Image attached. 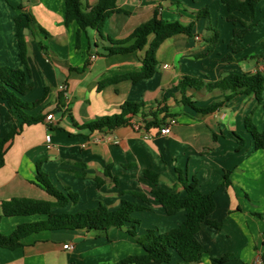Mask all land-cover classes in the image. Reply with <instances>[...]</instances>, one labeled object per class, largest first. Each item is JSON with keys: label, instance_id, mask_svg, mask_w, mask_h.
<instances>
[{"label": "crops", "instance_id": "1", "mask_svg": "<svg viewBox=\"0 0 264 264\" xmlns=\"http://www.w3.org/2000/svg\"><path fill=\"white\" fill-rule=\"evenodd\" d=\"M98 0H83L85 7ZM126 13L106 18L104 36L115 41L126 40L134 30L153 18L182 25L193 22V36L175 35L165 40L156 52V72L137 83L121 81L98 89V83L115 76L137 71L144 51L135 57L108 55L110 47L96 30L81 34L76 47L77 25H66L62 0H0V65L24 69L18 57L14 17L29 14L34 24L24 32L26 61L32 90L22 97L33 102L44 97L30 116H42L40 123L23 126L9 143L0 168V233L11 234L21 224L44 219L41 216L4 217L1 204L19 199L50 200L33 184L36 163L58 187H68L78 199L56 212H76L103 204L114 210L119 206V192L141 191L150 204L133 215L140 221L138 235L148 229L165 232L177 227L185 213L167 216L153 201V185L143 171L158 174L160 187L183 194L179 174L185 180L195 179L200 191L213 194L215 208L208 219L221 224L215 229L202 223L197 240L203 251L190 264H211V259L226 258L223 264H253L258 258L264 264V149L256 150L245 127L246 117L264 133V93L259 104L252 95L237 94L208 115H200L183 105L177 88L183 76L214 82L230 74L264 76V0L254 19L257 26L236 39L238 52L231 49L233 26L226 20L221 0H117ZM206 8L218 41L210 56L206 50V19L197 13ZM41 29L46 32L44 34ZM151 39V37L149 38ZM131 42L125 44L129 46ZM43 45L45 49H42ZM231 54L233 60L221 58ZM167 67H164V66ZM66 85V92L60 91ZM219 90L188 89L185 95L200 109L223 100ZM125 102L143 103L142 112L166 108L160 113V128L136 131L120 126L111 131H89L82 126L119 113ZM51 114L52 119L45 118ZM141 125L137 119L131 120ZM18 115L9 112L0 100V138L12 127H19ZM49 136V142L45 137ZM242 140V142L240 141ZM106 167L110 176H103ZM224 176L226 177L224 179ZM116 179V182L112 178ZM96 178L102 180L97 184ZM122 198L133 200L125 193ZM13 250L0 248V264H113L128 255L142 254L126 227L111 228L106 236L84 230L41 231L22 240ZM72 248L64 249V245ZM168 264H180L174 255Z\"/></svg>", "mask_w": 264, "mask_h": 264}, {"label": "trees", "instance_id": "2", "mask_svg": "<svg viewBox=\"0 0 264 264\" xmlns=\"http://www.w3.org/2000/svg\"><path fill=\"white\" fill-rule=\"evenodd\" d=\"M64 4V17L66 25L75 23L76 47H79L81 34L87 29L96 30L99 37L106 39L110 47L105 48L108 55H120L127 58L135 57L137 52L144 51V55L137 60L140 68L134 72L124 73L113 78L102 80L98 83V89H102L109 84L121 81L137 83L141 80L152 77L156 72L157 60L156 52L160 45L167 39L183 34L188 37L193 36V22L182 25L179 22H170L160 18L155 11L154 16L149 21L138 26L134 32L123 41H115L108 36H104L103 28L106 18L114 13H126L117 7V0H98L92 7H85L83 0H62ZM263 0H221L226 7V20L232 24L231 49L233 53L238 52L236 39L244 37L257 26V21L246 22L238 15H243L249 19H254L258 5ZM197 17L206 19V30L211 35L205 39L208 47L199 57L205 58L211 55L218 41V32L211 27L208 10L206 8L197 13ZM34 19L29 14L20 13L14 17L15 38L18 46V57L24 69L13 68L0 65V100L5 102L9 112L18 115L20 119L19 127H12L6 136L0 138V168L4 165V155L9 143L18 134L23 126H30L42 121V116H30L25 111H32L37 108L46 96L33 102H26L22 97L29 93L33 84L30 79V71L26 61V43L24 32L31 28ZM41 31L46 34L42 29ZM151 37V39H149ZM131 42L129 46L125 44ZM45 49L43 45H40ZM264 48V43H262ZM233 60L231 54H227L221 61L230 62ZM181 95L183 105L192 108L200 115H208L221 107L225 102L237 94L252 95L259 104L264 93V76L260 72L253 74H230L214 82H205L189 76H183L177 88ZM188 89H205L210 92L219 90L224 92L223 100L216 102L208 108H197L185 95ZM143 103L125 102L121 105L117 114L103 117L97 121L82 126L89 131L102 130L111 131L120 126L132 127V119L140 121V128L149 131L151 128L160 129L162 121L158 119L160 113L166 114V108L156 109L143 113ZM245 127L250 134L256 150L264 149V133L259 132L250 117L245 119ZM242 142V140H240ZM44 160L36 163L33 184L42 189L50 200L19 199L1 204L2 215L4 217H30L41 216L44 219L31 223L18 225L9 235L0 233V248L13 250L21 247L22 240L31 234L41 231L59 230H84L94 232L97 235L106 236L111 228L126 227L128 236L134 240L143 250L142 254L128 255L113 264H168L174 255L180 259V264H190L196 261L202 253L203 248L197 240L202 223L206 222L215 229H220L221 224L208 219L215 208L213 194H204L200 191L195 179L185 180L179 174L178 183L183 189V194L168 190L159 186L158 174L152 170L143 171V177L148 180L153 188L150 191L152 199L160 205L167 216H173L180 211L185 213L183 221L177 226L165 232H158L148 229L145 233L138 235L136 227L140 221L134 219L133 215L145 210V205L150 204L149 197L141 191L119 192L121 197L119 206L108 209L103 204L95 208L85 209L76 212H56L68 205H74L78 199L76 193L68 187L58 188L50 179L48 174L42 170ZM103 176H110V168L106 167ZM226 177L224 176V179ZM114 182L116 179L112 178ZM97 184L102 180L96 178ZM127 193L133 200H127L122 196ZM226 258L211 259V264H223Z\"/></svg>", "mask_w": 264, "mask_h": 264}, {"label": "built area", "instance_id": "3", "mask_svg": "<svg viewBox=\"0 0 264 264\" xmlns=\"http://www.w3.org/2000/svg\"><path fill=\"white\" fill-rule=\"evenodd\" d=\"M164 67H167V66L165 65ZM66 89H67V87L64 84L60 86V91L61 92H66ZM45 119L47 121L51 120L52 119V115L51 114L47 115ZM132 129H134L136 131L141 130L140 125L139 124H135V123H132ZM158 131H159V134L165 135V134H168L170 130H169L168 127H163V128H160ZM45 140H46V142H49L50 137L49 136H46L45 137ZM63 248L69 250L72 247L67 244V245H64ZM262 263H263L262 262V259L261 258H258L253 264H262Z\"/></svg>", "mask_w": 264, "mask_h": 264}, {"label": "rangeland", "instance_id": "4", "mask_svg": "<svg viewBox=\"0 0 264 264\" xmlns=\"http://www.w3.org/2000/svg\"><path fill=\"white\" fill-rule=\"evenodd\" d=\"M176 22H177V20H175ZM175 21H173V22H175Z\"/></svg>", "mask_w": 264, "mask_h": 264}]
</instances>
